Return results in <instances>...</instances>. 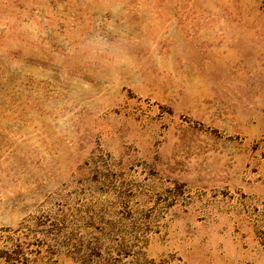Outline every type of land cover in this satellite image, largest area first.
<instances>
[{"label":"rangeland","instance_id":"374dc122","mask_svg":"<svg viewBox=\"0 0 264 264\" xmlns=\"http://www.w3.org/2000/svg\"><path fill=\"white\" fill-rule=\"evenodd\" d=\"M0 264H264V0H0Z\"/></svg>","mask_w":264,"mask_h":264}]
</instances>
